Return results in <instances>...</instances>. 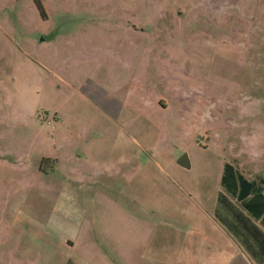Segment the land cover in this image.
I'll return each instance as SVG.
<instances>
[{"label":"rangeland","instance_id":"obj_1","mask_svg":"<svg viewBox=\"0 0 264 264\" xmlns=\"http://www.w3.org/2000/svg\"><path fill=\"white\" fill-rule=\"evenodd\" d=\"M40 1L0 0V264H253L214 206L224 161L264 190V0Z\"/></svg>","mask_w":264,"mask_h":264},{"label":"trees","instance_id":"obj_2","mask_svg":"<svg viewBox=\"0 0 264 264\" xmlns=\"http://www.w3.org/2000/svg\"><path fill=\"white\" fill-rule=\"evenodd\" d=\"M34 3L45 16L41 1ZM219 183L222 189L217 194L215 216L257 264H264V190L229 161L223 163Z\"/></svg>","mask_w":264,"mask_h":264},{"label":"crops","instance_id":"obj_3","mask_svg":"<svg viewBox=\"0 0 264 264\" xmlns=\"http://www.w3.org/2000/svg\"><path fill=\"white\" fill-rule=\"evenodd\" d=\"M35 4V3H34ZM31 5V4H30ZM32 6V5H31ZM47 17H45L46 19ZM44 19V20H45ZM47 20V19H46ZM41 32L42 34V37L40 39V44H49L51 41L57 39L56 37L57 34H56V29H54V32L52 31H49L48 29L47 30H38ZM56 73V72H55ZM44 158H46V160L44 162H41L38 166V169L41 173H43L44 175H54L55 174V170L57 168V163L56 161H54V158L50 155H45ZM156 166H161L162 167V164H154ZM64 169V168H63ZM59 180L61 182V184L65 185V186H69L70 184H72L71 182H75L76 180L78 181V178L80 176L79 173H74L73 171L71 170H68L67 168L65 169V172L62 171L61 173H59ZM114 177H116V174L114 175ZM220 184V183H219ZM221 187V185H220ZM222 189V188H221ZM221 189L219 191H221ZM232 200V199H231ZM233 201V200H232ZM233 203L235 204V202L233 201ZM237 205V204H235ZM217 206V199H216V203H215V206H214V212H215V208ZM237 207L240 208V205L238 204ZM214 218L215 220L221 225L224 233L226 236H230L231 239L234 241V243L236 244H233L236 248H237V253H242V254H245L246 257L250 260L251 263L253 264H257L254 259L251 257V255L248 254V252L244 249V247L242 246V244L239 243V241L236 239V237L231 234L226 228L225 226L217 219V217L215 216L214 214ZM257 224L258 222L255 221ZM259 227H261L259 224H258ZM228 235H227V234ZM71 245V244H70ZM178 247H176V244H162L158 249L162 252V253H167V252H172L173 250L177 249Z\"/></svg>","mask_w":264,"mask_h":264},{"label":"water","instance_id":"obj_4","mask_svg":"<svg viewBox=\"0 0 264 264\" xmlns=\"http://www.w3.org/2000/svg\"><path fill=\"white\" fill-rule=\"evenodd\" d=\"M178 163L184 166H189V163L187 161V159L185 158V156H182L178 159Z\"/></svg>","mask_w":264,"mask_h":264}]
</instances>
